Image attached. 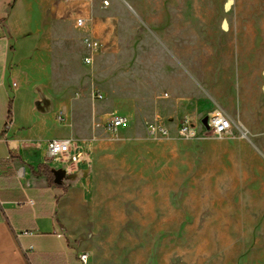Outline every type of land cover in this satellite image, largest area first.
Wrapping results in <instances>:
<instances>
[{
	"label": "rangeland",
	"instance_id": "rangeland-1",
	"mask_svg": "<svg viewBox=\"0 0 264 264\" xmlns=\"http://www.w3.org/2000/svg\"><path fill=\"white\" fill-rule=\"evenodd\" d=\"M105 1L145 24L122 32L139 46L128 56L129 128L76 142L86 157L69 173L75 243L90 264H264V0ZM164 46L181 50L176 67L190 71L191 88L161 87L157 109L141 82L161 68ZM90 71L103 92V65ZM142 94L147 107L136 110ZM218 114L233 120L229 136L204 124ZM195 115L183 136L184 116ZM156 116L168 135L149 132Z\"/></svg>",
	"mask_w": 264,
	"mask_h": 264
},
{
	"label": "crops",
	"instance_id": "crops-1",
	"mask_svg": "<svg viewBox=\"0 0 264 264\" xmlns=\"http://www.w3.org/2000/svg\"><path fill=\"white\" fill-rule=\"evenodd\" d=\"M107 3L0 0V264H79L86 253L69 226V216L79 213L75 178L66 173L60 186H50L39 167L54 175L65 171L60 159L48 155L53 139L78 142L82 135L107 128L116 116L131 122L128 56L134 59L139 46L122 32H138L145 21L138 11L128 14L122 4L112 9ZM88 42L99 43V49L91 50ZM163 51L161 68L152 64L141 82L154 87L149 100L157 109L161 87L174 93L178 84L184 94L191 88L190 71L187 75L176 67L181 50L164 46ZM100 64L103 92L85 76L89 70L94 75ZM80 88H85L82 97ZM144 102L146 94L135 99V109L144 110ZM237 104L242 108L240 94ZM196 116H184V121L191 123ZM158 118L150 125L163 126Z\"/></svg>",
	"mask_w": 264,
	"mask_h": 264
},
{
	"label": "built area",
	"instance_id": "built-area-1",
	"mask_svg": "<svg viewBox=\"0 0 264 264\" xmlns=\"http://www.w3.org/2000/svg\"><path fill=\"white\" fill-rule=\"evenodd\" d=\"M105 6L108 3L105 2ZM82 20L78 21V26H82ZM88 48L91 50L99 49L100 45L97 42H88ZM85 64L90 65L91 60L86 59ZM98 100H102L103 96L101 94L97 95ZM130 122L126 117L116 116L107 123V129L110 132L117 133L120 130H125L129 128ZM207 126L211 129L216 136L225 137L229 136L234 128V122L231 118L226 115L218 114L211 117L207 121ZM193 125L185 121L180 129V133L183 136L190 135L192 133ZM149 132L155 136H166L169 131L166 127L160 125H150ZM48 155L50 158H58L63 163V168L67 174L71 173L73 166L80 163L86 157V152L78 147L77 143L72 140H58L53 139L47 144ZM91 256L88 252L80 256L79 264H90Z\"/></svg>",
	"mask_w": 264,
	"mask_h": 264
},
{
	"label": "trees",
	"instance_id": "trees-1",
	"mask_svg": "<svg viewBox=\"0 0 264 264\" xmlns=\"http://www.w3.org/2000/svg\"><path fill=\"white\" fill-rule=\"evenodd\" d=\"M39 170L42 171L43 175H45L47 177L50 186H56V187L60 186L56 182L55 175L50 171L49 168H47L45 166H40Z\"/></svg>",
	"mask_w": 264,
	"mask_h": 264
},
{
	"label": "water",
	"instance_id": "water-1",
	"mask_svg": "<svg viewBox=\"0 0 264 264\" xmlns=\"http://www.w3.org/2000/svg\"><path fill=\"white\" fill-rule=\"evenodd\" d=\"M204 124H205V125H207V121H206V120L204 121ZM64 174H66V172H65V171H62V172H57V173L55 174V177H56V182H57V183H59V179H60V178H61V176H62V175H64Z\"/></svg>",
	"mask_w": 264,
	"mask_h": 264
}]
</instances>
